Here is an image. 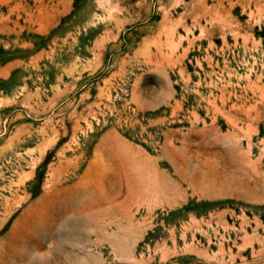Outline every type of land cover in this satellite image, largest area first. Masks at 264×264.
Segmentation results:
<instances>
[{
	"label": "rangeland",
	"instance_id": "obj_1",
	"mask_svg": "<svg viewBox=\"0 0 264 264\" xmlns=\"http://www.w3.org/2000/svg\"><path fill=\"white\" fill-rule=\"evenodd\" d=\"M0 264H264V0H0Z\"/></svg>",
	"mask_w": 264,
	"mask_h": 264
}]
</instances>
